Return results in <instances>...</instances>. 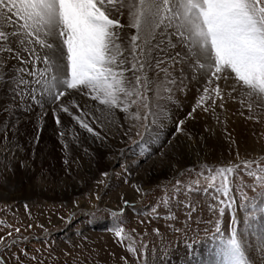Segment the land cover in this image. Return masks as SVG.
<instances>
[{"label": "snow or ice", "instance_id": "snow-or-ice-1", "mask_svg": "<svg viewBox=\"0 0 264 264\" xmlns=\"http://www.w3.org/2000/svg\"><path fill=\"white\" fill-rule=\"evenodd\" d=\"M193 81L197 98L185 119L174 121L176 142L166 138L152 150L148 141L159 139L153 134L170 117L168 108L173 96L188 89ZM221 81L230 91L221 87ZM0 85L11 89L12 108L3 111L13 113L9 123L0 120V144L5 148L0 171L14 174L21 168L33 170L35 160L29 146L39 143L46 117L53 122V135L58 137L66 157L70 147L66 129L73 122L90 134L92 141L107 146L115 134L110 137L111 128L105 121L116 109L132 120L127 126L117 127L121 137L116 149L118 161L127 160L129 152L134 158L144 153V162L157 154L171 161L179 153L199 151L204 137L185 126L186 120L197 118L198 109L210 113L225 132L227 121L221 120L218 110L226 111L229 101L239 99L241 107L248 109L247 118L259 120L252 109L254 105L264 108V0H0ZM245 95L247 101L242 98ZM133 105H137L134 112L130 111ZM17 111L19 116L15 115ZM28 124L34 127L29 130ZM228 136L230 146L236 144L230 133ZM73 139L80 140L79 134ZM88 139L84 137L81 143ZM84 154L91 158L88 148H84ZM236 154L239 157V148ZM63 162L68 165L69 160ZM241 163L253 178L244 187L253 192L259 189L257 196L264 198V166L253 170L255 160L244 159ZM240 166H222L213 174V168L203 163L197 173L204 176L207 170L206 180L213 184L220 176L215 193L227 198V203L218 199L209 204V211L218 216L207 221L221 237L225 264H253L237 216V208L247 211V207L245 203L236 204L230 195L228 174ZM120 167V175H125L132 165L121 163ZM42 175L40 172L36 178ZM110 175L115 173L102 171L104 179L97 180V185H106ZM178 175L182 177L184 172L178 170ZM133 187L137 193L147 195L141 186ZM173 187L169 199L175 200L176 207H186V221L190 220L196 209L191 202L185 203L187 196L180 199L184 193L182 180L177 179ZM204 191L207 193V189ZM241 195L255 210L256 197L249 198L244 192ZM213 199H217L215 194ZM95 200H100L98 194ZM164 203L168 205V201ZM128 207L130 202L124 200L122 208L111 212L117 221L111 230L118 243L125 240L122 214ZM226 208L232 209L230 223L223 219ZM152 211L159 219L157 209ZM169 217L177 219L171 212ZM7 227L11 230L0 234V264H42L40 250L33 249L30 254L27 249L28 238L21 228ZM154 231L160 233L159 228ZM140 247L143 253L129 244L127 251L136 260L129 261L125 256L120 264H136L141 255L145 256L143 264H148L147 246Z\"/></svg>", "mask_w": 264, "mask_h": 264}, {"label": "rangeland", "instance_id": "rangeland-1", "mask_svg": "<svg viewBox=\"0 0 264 264\" xmlns=\"http://www.w3.org/2000/svg\"><path fill=\"white\" fill-rule=\"evenodd\" d=\"M39 67L42 68L43 65L41 64ZM221 87L226 92L230 91L224 81H221ZM194 90V95L188 99L187 112L194 106L197 98V87ZM182 93H185V90ZM148 95L151 96V94ZM235 95L239 97V92ZM242 98L245 101L248 100L246 95ZM173 102H175L174 96ZM151 104L155 107L154 98L151 99ZM136 107L137 105H133L130 111L134 112ZM118 110L120 109H116L105 121L111 128L110 137L115 134V138L109 142V147H114V143L121 138L117 132V127L124 126V123L125 126L132 123L128 114L123 111V114H120ZM140 111H144L142 106ZM168 111L171 115L166 120L167 123L159 125L157 132L153 134V137L158 136L159 139L153 138L148 141V144L152 146V150H155L161 141L166 138L172 140V143L176 142L174 137L177 134L172 132L176 119L172 116L171 107L168 108ZM197 112V116L202 117L201 119L206 122L199 134L200 137L203 134L213 133L215 127L220 125L216 123L215 118L210 113H200L199 109ZM252 112L254 116L259 117V120H249L247 118L249 115L248 109L246 106L241 107L239 99L229 101L226 105V111L221 112L218 110L221 120L226 119L227 122L233 123L240 120L245 124V130L242 132L241 138H235V135L231 136V139L236 141L234 145L230 146L229 137L227 140L229 144L220 147L216 151L213 148L211 149L206 143H202L198 152L179 153L174 162H171L167 156L161 157L158 154L144 162V153H141L140 157L134 158V153L132 152L127 153V160L118 161L116 159L117 154L112 153L113 150H111L104 154V160L107 164L110 163L109 167L100 169L92 174L90 173L88 176L90 181L88 183L85 178L74 177L71 173L82 168L84 164L90 165L89 159L86 158L88 163H83L81 158L76 159L70 155L71 158L68 159V165L63 162L65 157L60 159L59 156L52 155L53 157L45 159L48 148L39 143V149L37 150L39 162L33 168L38 171V174L43 172L44 175L40 176L39 179L36 178L37 176L35 178L27 176L24 179V183L19 185V183L14 181V172V175L11 173L12 176L4 174L3 180L0 181L1 186L6 191L10 193L14 191L22 192L23 194L21 197L12 198L4 197L0 194V221L3 222L0 224V234L11 230L7 225L20 227L22 234L28 238L26 247L30 254H32L33 249L40 250L38 255L42 260V264H102L103 262L100 261L98 263L95 262L94 257H103L102 252L110 244L114 246L117 253L115 255L110 251L112 253L107 257L108 259L105 258L107 262L103 264H118L119 259L125 257V255L128 259L132 257L134 258L133 260H136L132 253V256H129L127 252L126 246L129 244L140 248L141 253H143V248L140 247L141 244L147 246L146 259L148 264L154 259V255L158 257L162 254L161 256L169 258L170 255L178 252L179 256H190L203 252V250L207 252L213 251L217 246L222 248L221 237L216 235L215 229L207 223L209 218H217L218 213L214 214L209 211L208 206L209 204L217 203L218 199H224L227 203V198L220 193H215V188L220 186V176H216L213 184L211 181L206 180L208 176L207 170H205L204 176L197 175L201 170L200 165L206 163L213 168V174L222 166L241 164L239 169L228 175L231 178L230 195L235 198L236 204L245 203L247 207V211H245L244 207L237 208V216L241 221L239 229L244 232L245 238H247V227H255L260 212L264 213L262 211L264 210V202H262L264 198L257 196L259 189L253 192L244 187L245 184L251 183L253 178L247 175L241 163L244 159L255 160L256 163L252 165L253 170L258 165L264 166V159H262L264 157V136L260 135L264 133V108L254 105ZM96 114L98 115V113ZM151 119L152 117L149 116V120ZM178 119H185V115ZM251 123L253 128L250 129L248 125H251ZM27 127L31 130L33 125L29 124ZM209 129L211 130L210 132L208 131ZM121 130H123L122 127ZM140 131L143 133V129H140ZM237 148H239V157L236 154ZM148 150V145H145L144 152ZM135 151L139 152L140 149ZM138 161L139 166H137ZM121 163H131L132 167L129 173L120 175L122 172ZM169 164H171L170 169L172 168V171L170 170L171 172L168 175L166 168ZM193 168H195V171H191ZM72 169L74 170L71 171ZM105 170L115 173V175H110L107 178L106 185H97V180L104 179L101 176V172ZM178 170L184 172V176H179ZM2 173L5 172L2 171ZM145 174L146 176L153 174L154 178L152 180H143ZM177 179L182 180L184 188V193L180 199L184 200V197L187 196L185 203L191 202L196 209L192 213L191 219L187 221L188 209L184 206L176 207L175 200L169 199L174 191L173 186ZM76 182L83 184V188L69 195L61 196L65 189L71 188ZM133 185L141 186L147 195L137 193ZM27 188H34L35 194H27L25 191ZM189 188L191 189L190 191ZM204 189H207V193ZM122 190L131 191L134 196L128 195L127 198L122 196L124 200L129 199L130 207L125 209L122 214L123 227L127 231V233L125 231V242L118 243L114 232L110 230L117 223L111 212L123 207L124 200L116 202L113 200ZM242 192L247 193L249 198L256 197L257 207L255 210L252 209L251 203L242 200ZM126 193L128 192L126 191ZM97 194L100 196L99 201L95 200ZM213 194H215L217 199H213ZM164 201H168L167 206ZM25 204L28 206L27 209ZM154 207L160 213L159 219L156 218L152 211ZM169 212L175 214L177 219H171ZM231 212L232 209L226 208L223 217L225 223H230ZM70 213L73 215L69 222ZM249 221H253V223ZM28 225H31V227H28ZM155 228L160 229L159 234L154 231ZM141 229L145 230L142 231ZM105 232H109L111 235L109 242L106 235H104L105 237L103 236ZM253 233L257 236L256 232ZM129 236H132V238L129 239ZM246 241L248 243L247 239ZM106 242L107 244H105ZM132 258L129 260L133 261ZM112 259H115L114 262ZM144 259L145 256L141 255L136 262L143 264ZM25 264H33V262L26 261Z\"/></svg>", "mask_w": 264, "mask_h": 264}, {"label": "bare ground", "instance_id": "bare-ground-1", "mask_svg": "<svg viewBox=\"0 0 264 264\" xmlns=\"http://www.w3.org/2000/svg\"><path fill=\"white\" fill-rule=\"evenodd\" d=\"M195 88H196L195 81H193V84L190 85L189 88L185 90V93H182V91L175 93V95H174L175 102H173V104L171 103L169 107L172 108V116L176 120L178 118H181V116L185 115V113L187 112V106H188L187 103L189 102L188 99H189V97L194 95V92H195L194 89ZM23 107L24 106L21 105V108H23ZM4 108H8V109L12 108V92H11L10 88H7L3 85H0V120H3V122L5 124H7V123H9V118L13 116V113L11 111H9V112L3 111ZM118 113L123 114V112L121 110H118ZM15 115L19 116V111H17L15 113ZM95 115H97V114L95 113ZM98 115H100V113H98ZM201 118L202 117L197 116V118L195 120H192V121L186 120L185 126L189 132L195 133L199 136V134L201 133V130H203L204 123H206V122H204L205 120H203ZM165 123H167L166 120L164 121L163 125H165ZM120 124H121V122H120ZM159 125H162V124H159ZM244 125L245 124L240 120L237 121L236 123L227 122V132H225L224 127L220 124L217 127H215V130L213 133H210L208 135L207 134L201 135L202 137H204L202 143H206L207 145H209V147H211V149L213 148V150L216 151L220 147L227 146L229 144V142L227 141L228 137H229L228 133H230L231 136L235 135V138H241L242 132L245 130ZM124 126H125V123H124ZM33 127H34V125H33ZM42 127L44 128V131L39 133V135H40L39 143L48 148L47 155L45 154L46 155L45 159L50 158L52 155L57 156V157L59 156L60 159H61V157L62 158L65 157L67 159H69L71 157H74L76 159L81 158L83 163H88L87 159H89L90 165L84 164V166L82 168L77 169V171H73L74 169L71 170V171H73V173H71V174L74 177L80 176L83 179L85 178L87 180V183L90 181V178L88 177L90 173L92 174L93 172L99 171L100 169H104V168L109 167L110 163L109 164L106 163V161L104 160V157H105L104 154H105V152H108L111 150H113L112 153L117 154L116 149L119 147V144L121 141V138H119L117 140V142L114 143V147H109L110 146L109 143L107 146L101 145L99 141H92L90 134H88L84 130L80 129L78 127V125H76L73 122V123H70L68 128L66 129V140L69 142V145H70L69 151H68V154L66 157L64 154V151L62 150V148L60 146V144L57 142L58 137L53 135L52 128L54 127V125H53V122L51 121V119L46 118L45 123L42 125ZM248 127H250V129L253 128L252 123H251V125L249 124ZM97 130H101V129L98 128ZM77 134H79L80 140H74L73 139V137L76 136ZM102 134H103V132H102ZM86 136L89 137V139L86 142L81 143V141H83L84 137H86ZM42 138H43V140H42ZM39 143H36L37 145L35 143H33L29 146L30 147V154L32 155V157L35 160L34 166L39 162L38 151H37L39 149L38 148ZM84 148H88V151L91 154V158L88 155L84 154ZM4 153H5V148L3 147V144H0V160L3 159ZM39 155H41V154H39ZM70 155H71V157H70ZM174 161H176V160H171V162H174ZM170 165L171 164H169L166 168V172H168V175L172 171L171 170L172 168L170 169ZM4 174H7V176H10V175L12 176V174L10 172L2 173V171H0V176L3 177ZM37 175H38V171L34 170V168L32 171H27V170L21 168V169H18L15 171V180L14 181L19 183V185H21V183H24V179L27 176L28 177L33 176L35 178V176H37ZM152 175L146 176V174H145V176L143 177V180H152L154 178ZM82 188H83V184H79L78 182H76V183H74V185L71 188L65 189L64 193H61V196L69 195V194L73 193L74 191L80 190ZM19 190H21V189H19ZM34 190H35L34 188L33 189L27 188L25 191L27 194H35ZM126 191L128 193H126ZM126 191L125 190H122V192L120 191V194L118 193L119 195L115 196V198L113 200H115V202L116 201H123L124 199H122L123 198L122 196H124L125 198H127L128 195L131 197L134 196L131 193V191H128V190H126ZM0 194L4 197H9V198L21 197L23 195L22 192H15L14 191L13 193H10L9 191H6L1 186V184H0ZM249 222L253 223V221H249ZM251 226H252V224H251ZM143 230H145V229H143ZM246 230L248 232L246 239L248 240L247 245H248V256H249V258L253 261V264H264V253L261 252V248L264 247V213L260 212V215H259L258 220L256 221L255 227L254 226L251 228L247 227ZM250 230L251 231L253 230V231L251 232ZM125 231H126V229H125ZM253 232H256L258 239H257V236H255V234ZM126 233H127V231H126ZM104 235H106V238H108V242H109V237L111 236L110 233L105 232L103 234V236ZM104 241H105V238H104ZM105 244H107V242ZM121 246H123V245L121 244ZM171 248L173 249V247H171ZM222 248H219L217 246V247H215V249L213 251L207 252V251L203 250V252H200V253L194 254V255H190V256H182V255L179 256L178 252H176V254H174V255L173 254L170 255V257L168 256L169 258L161 256L162 254H160L158 257L156 255H154V259L151 260L149 264H225V257L223 255ZM110 251H112L114 254L117 253V252H115L114 246H112L110 244V246L106 247L104 249V251L102 252L103 257H101V256H95L94 257L95 262L98 263L100 261V262L106 263L107 260H105V258L108 259L107 257H109L110 253H112ZM128 254H129V256L130 255L132 256V254L130 252H128ZM117 255H120V254H117ZM131 258L132 257H130L129 259H131ZM133 259L134 258H132V260ZM94 260H92L93 263H95ZM112 260L114 262L115 259H112ZM129 261H131V260H129ZM118 264H120V259H119ZM136 264H139V263L136 262Z\"/></svg>", "mask_w": 264, "mask_h": 264}]
</instances>
